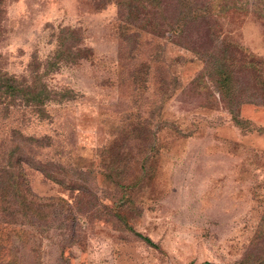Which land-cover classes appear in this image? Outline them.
<instances>
[{"label":"rangeland","instance_id":"374dc122","mask_svg":"<svg viewBox=\"0 0 264 264\" xmlns=\"http://www.w3.org/2000/svg\"><path fill=\"white\" fill-rule=\"evenodd\" d=\"M177 1L153 10L155 31L127 26L115 4L0 0V70L22 85L40 77L66 97L42 116L0 103V175L21 170L33 194L21 206L10 198L11 218L0 209V264H264V133L235 125L206 73L223 41L264 64V11L252 5L260 0H213L212 15L177 33L166 25ZM67 37L83 56L61 63ZM260 101L239 114L264 127ZM113 165L116 179L132 184L133 205L122 200L123 184L107 179Z\"/></svg>","mask_w":264,"mask_h":264},{"label":"trees","instance_id":"16d2710c","mask_svg":"<svg viewBox=\"0 0 264 264\" xmlns=\"http://www.w3.org/2000/svg\"><path fill=\"white\" fill-rule=\"evenodd\" d=\"M93 1H95L97 6L100 8H105L111 4L117 5L124 16L126 21L125 24L127 26L141 28L143 30L148 29V27L151 28L152 26L155 31L158 30V22L155 19L156 17L154 14H161V0ZM195 1L196 0H178L177 3L179 4V10L175 16L176 20L174 22H168L167 19L166 25L168 24L172 28L175 27V32L177 33H184L192 21L201 17H207L215 12L217 7L215 1L208 0V7L206 6L205 11L201 7H195ZM252 5L261 9L260 11H264V0H260L259 3H252ZM153 10L156 12L154 13ZM135 33H137V31ZM134 35L132 33H123L125 39H133ZM68 40V37L66 39H62L58 49V57H56V59H58V61L60 60L61 63H67L70 61L74 62L78 60L79 56H83L80 53L81 49L74 50V42L67 43ZM237 53L238 55H236ZM207 56L209 57L206 64L207 77L214 82L215 87L220 94L221 100L224 102L225 106L229 109L232 115V120L235 125L247 131H258L260 133H264L263 126H254L251 121L242 118L239 114V108L244 103L261 100L257 103L264 104V64L261 65V61L255 58L251 53L249 54L247 51H242L240 47H236L232 43L225 41L217 44V48L211 50ZM244 76H248V83H252L250 87H245L242 84L240 79ZM56 94L57 93H52L48 89L46 84L41 81L40 77L34 80V84L22 85L7 72L0 70V103L5 105V109H9L12 102L18 101L21 105L33 108L37 111L39 116H42L45 115V106H47L48 103L51 101H62L66 98L65 95H62L58 99ZM22 138L29 143L42 144V142H44L42 139L36 137L22 136ZM17 148L19 147H14L10 153L11 164L13 162L12 159H14L19 152V149ZM18 161H24L31 167L43 172L46 177L66 185L64 181L65 179L59 178L57 173L54 172L47 164L34 160L32 156L21 154L18 157ZM114 166L118 168V165H113L111 167V171L106 175L107 179L114 181L121 186L122 182L116 179V176L119 174L112 172V170L114 171ZM9 172L10 171H6V174ZM24 181L25 175L21 170L11 178H5L4 175H0V209L9 213L8 215L10 218L14 215L13 212L15 210L11 211L10 208L4 207L6 204L10 203V198L13 197L16 204L21 206L28 204L30 198L29 195H33L30 194L29 188ZM131 185L132 184H123L125 192L122 195V200L126 198L128 201L131 200L128 192V186L130 188ZM130 202L131 205L134 204L133 200ZM116 209L117 208L114 210L116 212L115 216L125 224L129 225L126 215ZM129 228L132 227L130 226ZM143 238L149 243L155 244L149 237L144 236Z\"/></svg>","mask_w":264,"mask_h":264}]
</instances>
